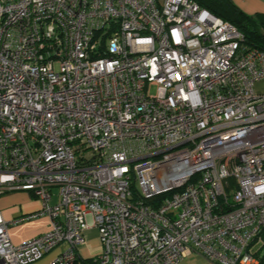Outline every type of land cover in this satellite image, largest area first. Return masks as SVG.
I'll list each match as a JSON object with an SVG mask.
<instances>
[{
  "label": "built area",
  "instance_id": "2783aa9c",
  "mask_svg": "<svg viewBox=\"0 0 264 264\" xmlns=\"http://www.w3.org/2000/svg\"><path fill=\"white\" fill-rule=\"evenodd\" d=\"M243 40L192 0H0V196L41 202L0 213V264H76L93 228L96 264H264V52Z\"/></svg>",
  "mask_w": 264,
  "mask_h": 264
},
{
  "label": "crops",
  "instance_id": "0c3cea01",
  "mask_svg": "<svg viewBox=\"0 0 264 264\" xmlns=\"http://www.w3.org/2000/svg\"><path fill=\"white\" fill-rule=\"evenodd\" d=\"M241 10L249 15L264 13V0H232ZM41 209V202L30 192L15 191L0 196V213L7 222L31 215ZM50 228L49 219L38 218L9 228V234L14 245H20L27 240L38 237L46 233ZM89 229L85 232L96 231ZM86 238V237H85ZM65 249L60 246L47 254L42 260L33 264H52V261ZM101 250L99 239L86 240L85 246L79 252V258L84 260L94 259ZM200 259L196 254H192L182 261L181 264H213L208 261H197ZM200 262V263H199Z\"/></svg>",
  "mask_w": 264,
  "mask_h": 264
},
{
  "label": "trees",
  "instance_id": "16d2710c",
  "mask_svg": "<svg viewBox=\"0 0 264 264\" xmlns=\"http://www.w3.org/2000/svg\"><path fill=\"white\" fill-rule=\"evenodd\" d=\"M202 9L235 26L243 35V53L264 52V14L249 15L241 10L232 0H192ZM233 184V181H231ZM251 246H257L255 256L264 253V229ZM76 264H96L94 259L78 258Z\"/></svg>",
  "mask_w": 264,
  "mask_h": 264
},
{
  "label": "rangeland",
  "instance_id": "374dc122",
  "mask_svg": "<svg viewBox=\"0 0 264 264\" xmlns=\"http://www.w3.org/2000/svg\"><path fill=\"white\" fill-rule=\"evenodd\" d=\"M256 14H264V13H256ZM256 91H257V93H262V94H264V82H261V83H259L257 86H256ZM85 237H86V240H87V238L90 240H92L93 238H95V239H99V233H98V231L96 230V231H90L89 233H86L85 234ZM198 257H200V259H197V261H200V262H202V261H208L206 258H204V257H202L201 255H199V254H196ZM199 262V263H200ZM208 262H210V261H208ZM211 263V262H210Z\"/></svg>",
  "mask_w": 264,
  "mask_h": 264
}]
</instances>
